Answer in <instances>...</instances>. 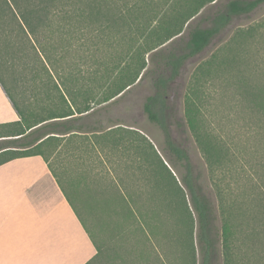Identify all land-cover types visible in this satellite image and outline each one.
I'll return each mask as SVG.
<instances>
[{
	"label": "trees",
	"instance_id": "trees-1",
	"mask_svg": "<svg viewBox=\"0 0 264 264\" xmlns=\"http://www.w3.org/2000/svg\"><path fill=\"white\" fill-rule=\"evenodd\" d=\"M215 2L0 0V73L8 84L1 74L0 82L20 116L0 125V138L18 137L0 143V151L9 149L0 164L41 155L53 138L43 140L48 128L84 126L90 112L151 80L143 111L163 133L166 159L141 132L113 122L119 126L108 131V142L130 158L124 177L91 181L99 189L86 198L98 214L87 211L88 201L80 205L66 189L73 181L50 165L81 220L83 210L93 228L99 216L98 229H108L103 239L83 224L97 251L85 264H264V24L221 43L197 65L185 93V124L209 169L206 188L170 131L171 93L186 65L219 43L235 20L264 6L229 0L203 20L205 27L191 25ZM54 119L60 120L44 123ZM205 189L218 202L219 232Z\"/></svg>",
	"mask_w": 264,
	"mask_h": 264
},
{
	"label": "crops",
	"instance_id": "crops-1",
	"mask_svg": "<svg viewBox=\"0 0 264 264\" xmlns=\"http://www.w3.org/2000/svg\"><path fill=\"white\" fill-rule=\"evenodd\" d=\"M95 111L90 112L84 126V121H80L68 131L48 128L43 140L53 138L45 143L41 155L19 157L0 164V264H85L96 255V248L80 216L68 202L51 170V167L57 169L67 181L78 179L80 176L76 171L68 172L67 157L76 164L84 144L90 150L89 164L100 162V159L105 162L97 152L98 141L89 136L106 137L108 141V131L119 125L112 123L106 130L95 131L94 127L99 126L90 123L96 117ZM19 120L18 112L0 82V125ZM121 126L130 129L125 124ZM16 138L1 137L0 142ZM6 150L9 149L0 153ZM74 188L75 185L66 189L73 191Z\"/></svg>",
	"mask_w": 264,
	"mask_h": 264
},
{
	"label": "rangeland",
	"instance_id": "rangeland-1",
	"mask_svg": "<svg viewBox=\"0 0 264 264\" xmlns=\"http://www.w3.org/2000/svg\"><path fill=\"white\" fill-rule=\"evenodd\" d=\"M229 0H216L215 4L209 6L207 10H205L201 16H198L194 20H192L191 25L199 24L203 27H205L207 24L203 22V20L214 13L217 10H220ZM264 24V6L257 9L252 14L241 17L234 21L233 25L229 28V30L221 37L219 43H215V45L209 49H207L203 54L200 56L192 59L183 70L181 76L178 78V80L173 85V91L171 93V102L170 105H174V115L170 118V131L171 135L175 141V143L180 146L185 152L187 153L191 164L194 167L195 173L200 176V182L201 185L206 188V185L209 184V169L205 163V160L199 151L198 147L196 146L194 139L189 132L184 119V96L187 92V89L189 87V83L192 78V74L197 67V65L207 59L214 50L220 46L221 43H224L227 41L228 38L232 36L233 33L240 29H245L250 26L255 25H263ZM261 32H263L264 36V27L263 29H260ZM187 30H185L186 34ZM184 34V36H185ZM264 39V37H263ZM264 43V42H263ZM264 45V44H263ZM1 74V73H0ZM3 77V75L1 74ZM5 79V77H3ZM4 82V81H3ZM5 82L7 83V80L5 79ZM8 84V83H7ZM153 93V88L151 86V80L149 77L143 78L141 81H139L135 86H133L124 96V98L119 101V103L115 105H111L110 107L98 109L96 110V117L91 119V124L99 126L101 128H104L106 130L109 126H112L113 122L116 120H121L123 124H125L126 127L130 129H136L139 132H141L143 135L151 141V143L154 145L156 151L159 153L160 156H162L164 159L166 157L164 156L165 152V142H164V136L160 128L154 124L151 123L146 114L143 111V104L146 100V98ZM1 133V131H0ZM94 141H98L99 144H96L97 152L101 154L102 157L105 159V164L97 160L96 163H90L88 162V157L90 156V150L88 147L84 144L82 148L79 151V154L81 155V158L78 159V161L75 163L71 162V157H67V170L70 171H76L77 175L80 176L78 179L73 180L75 185V192L77 193L79 197L80 205L85 203V200L88 201L89 207L91 206V201L88 200L86 197H89L88 194H95L96 189H99L98 187L94 186V184L91 182L95 178L108 174L109 176L111 174L118 175L119 177H124L126 174V165L127 159L130 158L129 153L123 150V147L120 149H115L113 146L110 145V143L107 141V138H93ZM83 142H86L84 140ZM1 143V142H0ZM94 156V155H92ZM3 159V156H0V160ZM94 159V158H93ZM111 173V174H109ZM173 173L177 178H180V176L184 173L183 168L181 166H177L175 170H173ZM210 189V188H209ZM205 189V193L209 196V199L211 200L213 207H214V213H215V225L216 229L219 232L221 228V217L218 210V202L216 200V197H214L213 192ZM82 195V196H81ZM98 197V195H96ZM99 198V197H98ZM93 201H96V197ZM95 206V207H94ZM88 208L83 207L82 209ZM95 208V210H93ZM81 210V209H80ZM91 210L94 211V213L97 212V214L100 212L95 203L93 204V207H90L87 209L88 212ZM81 213V217L83 220V224L85 226H88L89 231L95 233H103L100 234L103 239L105 237L109 236L108 229L105 228V226H102V229L99 230L98 226H101L104 224V220L102 218H99L97 216L96 221V228L92 227V223H89L86 217V214L88 215V212L86 214L83 212V210L79 211ZM108 223H110L109 219H106ZM95 224V223H94ZM127 230H131V223L128 222V225L126 226ZM107 229V230H105ZM97 238V237H96ZM98 240V239H97ZM100 242V240H98ZM222 263V261H220Z\"/></svg>",
	"mask_w": 264,
	"mask_h": 264
}]
</instances>
